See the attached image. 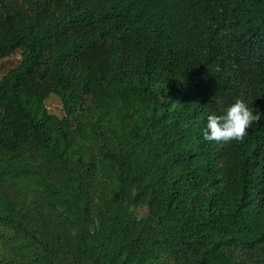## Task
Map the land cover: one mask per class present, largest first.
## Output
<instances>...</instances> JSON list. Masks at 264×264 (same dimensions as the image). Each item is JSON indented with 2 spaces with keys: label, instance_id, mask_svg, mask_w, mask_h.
Here are the masks:
<instances>
[{
  "label": "trees",
  "instance_id": "16d2710c",
  "mask_svg": "<svg viewBox=\"0 0 264 264\" xmlns=\"http://www.w3.org/2000/svg\"><path fill=\"white\" fill-rule=\"evenodd\" d=\"M14 53L0 264H264V0H0ZM237 99L261 120L205 141Z\"/></svg>",
  "mask_w": 264,
  "mask_h": 264
},
{
  "label": "clouds",
  "instance_id": "9594fccd",
  "mask_svg": "<svg viewBox=\"0 0 264 264\" xmlns=\"http://www.w3.org/2000/svg\"><path fill=\"white\" fill-rule=\"evenodd\" d=\"M219 104L220 102L217 101ZM237 99L228 106L221 114H211L207 117V126L203 130L205 141L216 143H230L232 141H243L248 135V129L254 122H259L262 115L259 111Z\"/></svg>",
  "mask_w": 264,
  "mask_h": 264
},
{
  "label": "rangeland",
  "instance_id": "374dc122",
  "mask_svg": "<svg viewBox=\"0 0 264 264\" xmlns=\"http://www.w3.org/2000/svg\"><path fill=\"white\" fill-rule=\"evenodd\" d=\"M18 60V54L14 53L11 56H8L7 58H5L4 60H2L0 62V74L7 68H9L10 66H13ZM45 106L46 109L50 112V113H54L57 114L59 116H61L62 112H61V107H60V103L57 99V97L55 95H50L48 96V98L45 100Z\"/></svg>",
  "mask_w": 264,
  "mask_h": 264
}]
</instances>
